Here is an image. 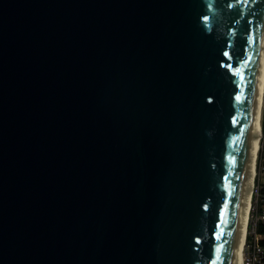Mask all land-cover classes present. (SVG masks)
Masks as SVG:
<instances>
[{
	"label": "water",
	"instance_id": "1",
	"mask_svg": "<svg viewBox=\"0 0 264 264\" xmlns=\"http://www.w3.org/2000/svg\"><path fill=\"white\" fill-rule=\"evenodd\" d=\"M263 18L0 0V264H231Z\"/></svg>",
	"mask_w": 264,
	"mask_h": 264
},
{
	"label": "bare ground",
	"instance_id": "2",
	"mask_svg": "<svg viewBox=\"0 0 264 264\" xmlns=\"http://www.w3.org/2000/svg\"><path fill=\"white\" fill-rule=\"evenodd\" d=\"M257 47L255 105L250 124L251 136L249 137L246 150V167L243 175L239 221L232 247L231 264H242V259L243 264H245V246L249 233L250 211L253 205V194L258 176V157L264 133V18L258 31Z\"/></svg>",
	"mask_w": 264,
	"mask_h": 264
},
{
	"label": "built area",
	"instance_id": "3",
	"mask_svg": "<svg viewBox=\"0 0 264 264\" xmlns=\"http://www.w3.org/2000/svg\"><path fill=\"white\" fill-rule=\"evenodd\" d=\"M263 191L264 178L261 181L258 179L255 186V202L245 246V264H264V232L260 233L258 231L259 222L264 221Z\"/></svg>",
	"mask_w": 264,
	"mask_h": 264
},
{
	"label": "trees",
	"instance_id": "4",
	"mask_svg": "<svg viewBox=\"0 0 264 264\" xmlns=\"http://www.w3.org/2000/svg\"><path fill=\"white\" fill-rule=\"evenodd\" d=\"M263 123H264V117H263ZM263 131H264V124H263ZM259 161H260V165H259L260 167L259 168H261V170L264 171V133H263V138H262V147H261V151H260ZM263 193H264V191H263ZM258 231L260 233L264 232V221L259 222ZM249 239H250V237H249Z\"/></svg>",
	"mask_w": 264,
	"mask_h": 264
},
{
	"label": "rangeland",
	"instance_id": "5",
	"mask_svg": "<svg viewBox=\"0 0 264 264\" xmlns=\"http://www.w3.org/2000/svg\"><path fill=\"white\" fill-rule=\"evenodd\" d=\"M263 117H264V114H263ZM264 124V123H263ZM261 147H262V144H261ZM261 151V150H260ZM259 156H260V153H259ZM260 161H259V157H258V176H257V178H256V183H257V180L259 179L260 181L264 178V171L263 170H260ZM255 186H256V184H255ZM254 191H255V189H254ZM255 194H253V205H252V207H251V211H250V220H251V214H252V211H253V207H254V200H255ZM250 220H249V230H250ZM248 233V232H247ZM244 251V250H243ZM243 257V256H242ZM242 264H243V259H242Z\"/></svg>",
	"mask_w": 264,
	"mask_h": 264
},
{
	"label": "snow or ice",
	"instance_id": "6",
	"mask_svg": "<svg viewBox=\"0 0 264 264\" xmlns=\"http://www.w3.org/2000/svg\"><path fill=\"white\" fill-rule=\"evenodd\" d=\"M237 99H239V97Z\"/></svg>",
	"mask_w": 264,
	"mask_h": 264
}]
</instances>
